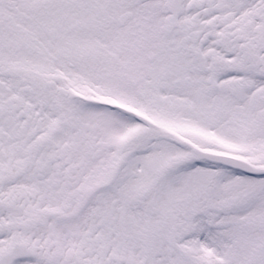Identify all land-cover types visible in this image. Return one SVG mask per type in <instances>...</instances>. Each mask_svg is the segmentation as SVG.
Returning a JSON list of instances; mask_svg holds the SVG:
<instances>
[{
    "label": "snow or ice",
    "instance_id": "1",
    "mask_svg": "<svg viewBox=\"0 0 264 264\" xmlns=\"http://www.w3.org/2000/svg\"><path fill=\"white\" fill-rule=\"evenodd\" d=\"M0 264H264V0H0Z\"/></svg>",
    "mask_w": 264,
    "mask_h": 264
}]
</instances>
